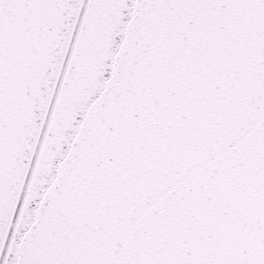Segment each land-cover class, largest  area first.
Listing matches in <instances>:
<instances>
[{"label": "snow or ice", "instance_id": "1", "mask_svg": "<svg viewBox=\"0 0 264 264\" xmlns=\"http://www.w3.org/2000/svg\"><path fill=\"white\" fill-rule=\"evenodd\" d=\"M0 264H264V0H0Z\"/></svg>", "mask_w": 264, "mask_h": 264}]
</instances>
